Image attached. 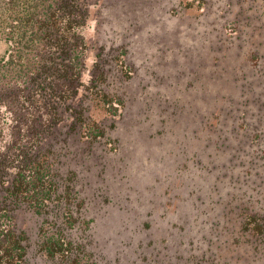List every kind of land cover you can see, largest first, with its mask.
Segmentation results:
<instances>
[{"label": "rangeland", "instance_id": "obj_1", "mask_svg": "<svg viewBox=\"0 0 264 264\" xmlns=\"http://www.w3.org/2000/svg\"><path fill=\"white\" fill-rule=\"evenodd\" d=\"M85 2L76 93L39 143L89 221L75 264H264V0ZM42 217L14 210L26 264L60 261L38 248Z\"/></svg>", "mask_w": 264, "mask_h": 264}, {"label": "trees", "instance_id": "obj_2", "mask_svg": "<svg viewBox=\"0 0 264 264\" xmlns=\"http://www.w3.org/2000/svg\"><path fill=\"white\" fill-rule=\"evenodd\" d=\"M87 6L85 0H0V44L6 45L0 53V120L13 123L11 138L0 145V264H26V234L14 222L21 203L43 216L38 248L60 258L55 264L92 258L89 221L71 213L83 205L77 200L69 206L39 147L59 121L63 100L76 93L72 86L86 48L76 26L85 20ZM77 118L67 124V135L76 132ZM60 203L67 217L47 218ZM76 223L83 233L73 238L67 231Z\"/></svg>", "mask_w": 264, "mask_h": 264}]
</instances>
